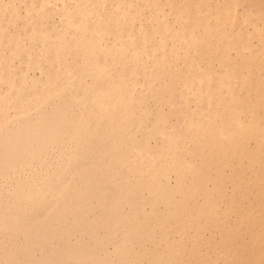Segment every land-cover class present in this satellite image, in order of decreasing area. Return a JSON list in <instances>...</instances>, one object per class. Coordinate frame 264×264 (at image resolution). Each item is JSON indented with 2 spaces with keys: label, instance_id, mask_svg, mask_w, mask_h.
Segmentation results:
<instances>
[{
  "label": "bare ground",
  "instance_id": "1",
  "mask_svg": "<svg viewBox=\"0 0 264 264\" xmlns=\"http://www.w3.org/2000/svg\"><path fill=\"white\" fill-rule=\"evenodd\" d=\"M0 264H264V0H0Z\"/></svg>",
  "mask_w": 264,
  "mask_h": 264
}]
</instances>
